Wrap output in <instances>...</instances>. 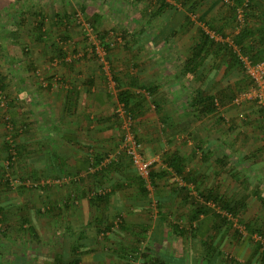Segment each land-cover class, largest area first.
Returning a JSON list of instances; mask_svg holds the SVG:
<instances>
[{
	"label": "rangeland",
	"instance_id": "1",
	"mask_svg": "<svg viewBox=\"0 0 264 264\" xmlns=\"http://www.w3.org/2000/svg\"><path fill=\"white\" fill-rule=\"evenodd\" d=\"M163 1L174 8L166 24L152 15L158 6L157 0H0V4L10 5L0 12V26H3L0 27V90L6 101L5 106L0 107V234L11 219L13 222L15 212L28 213L35 210L36 205L46 210L49 206L45 202L47 191L52 187L59 190L61 180L63 186L73 179L91 178L86 173L61 175L58 171L53 176L48 174L52 172L36 170L31 164V160L37 161L35 149L22 140L32 134L28 124L33 123L21 117L41 114L45 109L41 102L48 101L49 89L54 90L53 95L58 90L59 99L55 109L46 111L61 116V89L66 85L84 89V84L90 87L97 78L108 97L114 99L112 108L106 110L118 135L114 147L98 154L110 161L103 166L97 164L96 172L107 171L102 175L98 173L96 180L91 178L97 185L88 189L89 200H95L91 194L99 190L105 192L101 196L110 194L113 178L127 179L129 183L123 189L139 193L141 179L118 149L123 130L122 121L115 114L120 104L117 101L119 90L132 91L134 102H140V107L131 114V130L140 144V153L151 161L153 172L165 171L155 178L156 185L153 186L150 179L149 187L143 186L148 199L146 211L150 222L147 221L153 223L163 212L160 222L176 235H172L176 239L173 238L171 249H175L180 258L174 261L180 264H258L264 248V101L260 104L253 98V87L245 74L232 69L220 75L222 50L215 51L217 55L214 51L205 53L200 71L201 74L212 72L216 81L208 89L216 96L215 113L202 114L199 107L190 105L198 71L188 77L180 76L178 103L172 101L177 90L171 87V82L198 40L199 28L209 32L214 40L232 45L241 63L247 59L232 43V36L247 25L254 34L246 44L259 41L264 35V0H253L255 8L243 11L231 0L215 4H212L215 0H203L191 13L173 0ZM233 8L236 11L233 12ZM185 15L189 16L191 24L185 22ZM203 16V20L198 19ZM10 22L12 28L18 30L16 38L3 34H10ZM213 25H223V38L208 29ZM140 68L146 70V85L136 79ZM69 74L74 81L69 79ZM151 88V92L145 90ZM39 93L43 95L34 106L24 101L19 103L20 98L29 100V96L35 100ZM44 104L48 106V102ZM17 108L19 120L10 116ZM43 118L40 115L39 120ZM209 140L214 144L207 146ZM170 145L183 156L182 176L163 163V149H169ZM48 152H52V148ZM10 153L11 163L7 164ZM56 153L58 155L48 156L47 165L66 161L65 154ZM100 179L103 186H99ZM209 188L234 200L244 198L243 209L233 216L214 203L204 202L198 192ZM165 193L171 198L168 202H159L158 197ZM21 196L25 199H20ZM26 199L29 201L25 203ZM193 201L209 208L195 220L191 219ZM204 216H209L208 221H201ZM113 225L125 227L121 218ZM197 227L204 230L202 235L196 231ZM138 245L127 254L114 252V263L139 264L142 251ZM255 249L257 252L253 253ZM124 255L130 257L125 259Z\"/></svg>",
	"mask_w": 264,
	"mask_h": 264
},
{
	"label": "crops",
	"instance_id": "2",
	"mask_svg": "<svg viewBox=\"0 0 264 264\" xmlns=\"http://www.w3.org/2000/svg\"><path fill=\"white\" fill-rule=\"evenodd\" d=\"M1 4L0 12L10 6L4 2ZM8 25L10 34L8 32L3 34L16 38L18 30L12 28V22ZM175 73L170 86L177 90L176 97L172 101L178 103L177 100L181 96L180 71L178 74ZM136 77L140 84L146 85L145 69L140 68ZM71 78L72 76L69 77ZM83 86L86 88L80 89L78 86L72 88L71 85H66L64 90L61 89L59 100L61 116H55L54 112L50 115L48 110L46 111L48 108L55 109V102L59 99V91L57 90L53 95L54 90L49 89L48 101L43 99L41 102L42 106L45 105L41 114L21 117L22 120L33 123L28 124L32 127V130H29L32 134L22 140L25 145L35 149L37 161L31 160V164L36 166V170L52 172L48 174L53 176L58 171H61V175L78 173L77 175L82 176V173H86L90 176L92 171L97 170V166L91 165L94 156L97 157L102 151L114 147L118 132L106 110L112 108L111 103H114V99L108 97L105 87L97 78L90 87L86 84ZM42 95L39 93L35 100L30 96L29 100L20 98L19 103L24 101L27 105L34 106V102ZM46 102L48 106L44 104ZM18 112L17 108L10 112V116L19 120ZM40 115L44 116L42 121L39 120ZM210 143L214 144V141L209 140L206 145L209 146ZM169 147L163 149L164 154L177 150L173 145ZM51 148L52 152H48ZM56 152L65 154L66 161L62 160L61 164L50 162L51 165H47L48 156L58 155ZM91 180V178L73 179L63 186L61 180L59 190L53 189L54 187L48 189L45 202L49 206L46 210L39 209L40 205H36L35 210H28V213L15 212L12 216L13 222L11 219L10 225L3 227L4 230L0 234V264H61V260L69 261L75 258L78 259V264H119L114 263V252L121 251L122 254H127L135 250V244H139V250L142 251L139 256L142 261L139 264L181 263L174 261L175 258L179 260L180 257L176 256L175 249H171V242L176 235L160 222L163 212L159 213L153 223H148L149 212L146 211L148 199L139 193L123 189L129 183L124 178H113L110 181L113 189L107 199L91 202L87 191L93 185H97ZM99 183L102 186L104 184L103 181ZM158 198L159 202H168L171 195L165 193ZM20 199L25 198L21 196ZM27 201L29 200L26 199L25 203ZM115 218L116 220L121 218L125 227L113 225L116 222ZM201 219L202 222H206L209 216ZM196 231L200 235L204 232L199 227ZM157 260L162 262L159 263Z\"/></svg>",
	"mask_w": 264,
	"mask_h": 264
},
{
	"label": "trees",
	"instance_id": "3",
	"mask_svg": "<svg viewBox=\"0 0 264 264\" xmlns=\"http://www.w3.org/2000/svg\"><path fill=\"white\" fill-rule=\"evenodd\" d=\"M173 1L186 6L187 13H191L192 11H194V9L199 4L202 3L203 0H193L192 3L190 2V0H173ZM218 1H221V0H215L212 4H215ZM231 1H233L235 5H240L242 8V11L245 9L246 10L253 9V7L255 8V5L253 4V0H231ZM157 2H158V6L156 7L152 15L160 17L163 23L166 24L170 21L174 8L167 5L163 0H157ZM166 7L168 9L165 10ZM234 11H236V8H233V12ZM250 16L253 17V15H250ZM184 19L186 23L189 22L191 24L190 18L188 15H185ZM198 19L203 20L204 16L198 17ZM93 20H95V17L93 18ZM40 27L41 25H39V28ZM248 27L246 25L238 33L233 35L232 43H234V45H236V47L239 48L240 51L244 55L247 56V60L251 64H256L261 61H264V35L259 39V41L252 42L250 45H247L246 40L249 39L254 34V32L252 30L250 31ZM208 29L210 31L215 32L217 35L222 36V38L225 35L223 33V25L208 26ZM104 34H106V32H104ZM106 49H108V47H106ZM220 50L223 51V55H224V56L222 55V59H220V62L222 61L221 64L223 65L222 67L219 66L218 68L221 76H223V72H226L229 70L231 71L232 69H236L239 74L243 73V75L244 74L246 75L245 68L243 67V62L241 63V61L237 58L232 45L226 42L223 43V41L221 40H214L209 34V32H206L203 28L198 29V40L191 46L190 53L184 59L179 75L189 76L190 74H195L196 71H198L201 74L200 71L202 70V62H204L203 60H205L204 59V55H206L205 53L214 51L213 53L217 55L215 51L219 52ZM211 73L209 72L206 74L202 73L201 75L199 74L198 76H196L197 80L195 84L194 96H193L192 102L190 103V105L194 107H199V112H201L202 114H206V115H211L215 113V110L217 109V106H218L216 96L213 93H210L208 90L209 88L211 89V87H213L216 82ZM246 77L248 78V83L254 86L253 80H251L247 75ZM133 83H134L133 85L135 86L136 85L135 80H133ZM145 90H147L148 92H151L152 88L145 89ZM133 95L134 94L132 91L130 92L127 90H119L117 94V101L120 104H122L124 108L128 112H130V114L134 113L135 108L140 107L139 100L134 102V100L132 99ZM232 99L236 100V97H233ZM11 142H13L12 139H11ZM122 154L124 155V153ZM10 155H12V153H10L9 157L7 158L8 159L7 164L11 163L10 159L12 156ZM223 157H225L224 154H223ZM102 160L103 158L99 157V155H97V157L94 156L92 160L93 163H91V165L92 166H97V164L100 165L103 162ZM110 163H112V161ZM163 163L168 169H171L177 175L182 176L183 168H184L183 166L184 159L181 153H179L178 151H172L171 153L170 152L166 153L165 156L163 157ZM111 165H115V164H111ZM96 171L89 177L91 178L97 177L98 173L99 175H102L103 173H106L107 169H104L102 172H96ZM161 172L165 173V171H161ZM161 172L160 174L158 173L156 174L155 172H153V167H150L149 176H150L153 186L156 185L155 178L161 176ZM94 179L96 180L97 178H94ZM100 181L102 182L103 180L102 179L98 180V183ZM100 185L101 184L99 183V186ZM179 190H182V188H179ZM138 192L140 195L146 197V191L143 188L141 181H139L138 183ZM109 195L110 194H106L105 196H101V197L95 196L96 197L94 198L95 200L91 199L90 201L91 202L93 201L101 202L102 200L107 199ZM198 195L201 197V199L204 202L214 203L215 205L220 206L223 209V211H226L232 214L233 216H237L238 213L244 207V204H243L244 198H241L239 200H234L224 195L221 196L213 188L202 190L201 192H198ZM185 197H186V194H185ZM192 206L194 208L193 212L191 213L192 220L197 219L200 215L205 214L209 211V208L205 204H200L195 201L192 202ZM256 252H257V249H255L253 253H256ZM157 262L161 263L162 261L157 260ZM151 263L153 264V262ZM61 264H78V259L75 258L69 261L61 260ZM258 264H264V248L262 249V252L260 253V256L258 258Z\"/></svg>",
	"mask_w": 264,
	"mask_h": 264
},
{
	"label": "built area",
	"instance_id": "4",
	"mask_svg": "<svg viewBox=\"0 0 264 264\" xmlns=\"http://www.w3.org/2000/svg\"><path fill=\"white\" fill-rule=\"evenodd\" d=\"M243 67L245 68L246 75L253 80L254 86L252 89L253 98L257 103L262 104L264 101V61H261L256 64H251L247 59L242 60ZM5 96L0 90V107L5 106ZM115 114L122 121V142L119 146V150L122 151L130 161L132 167L135 169L136 173L141 179L143 186L148 188L150 185V167L151 161H147L143 158L140 153V144L136 140L132 130V118L130 112H128L122 104H119ZM118 150V151H119ZM117 151V153H118ZM14 153V152H13ZM110 158H106L100 164L103 166L106 162H109ZM8 163V162H7ZM105 192L99 190L96 193H92L91 196H101ZM229 214L225 213V216Z\"/></svg>",
	"mask_w": 264,
	"mask_h": 264
}]
</instances>
